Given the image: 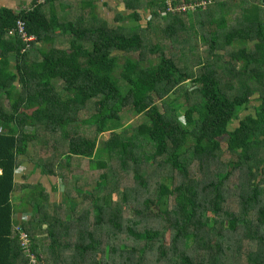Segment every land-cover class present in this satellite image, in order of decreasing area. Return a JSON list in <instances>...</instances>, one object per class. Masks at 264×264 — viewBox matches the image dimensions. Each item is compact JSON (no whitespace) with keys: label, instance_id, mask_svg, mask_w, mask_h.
Listing matches in <instances>:
<instances>
[{"label":"trees","instance_id":"obj_1","mask_svg":"<svg viewBox=\"0 0 264 264\" xmlns=\"http://www.w3.org/2000/svg\"><path fill=\"white\" fill-rule=\"evenodd\" d=\"M36 1L18 10L0 6V264H29L14 225L27 232L35 264H234L233 234L253 245L248 264H264V0H213L175 14L164 0H123L115 22L92 10L59 21L60 0ZM182 14L189 26L210 16L206 34L192 32L212 59L198 56L187 67L184 48L176 60L165 44L149 43V31L172 37L182 29ZM18 19L35 36L26 50L9 34ZM232 44L226 54L214 53ZM171 93L179 99L174 106L163 102ZM250 98L257 101L253 113ZM82 111L90 114L79 121ZM122 111L139 122L123 127ZM49 141V158L33 165L43 176L67 188L79 159L100 172L85 191L73 176L64 204L50 203L40 182L24 184L32 216L17 220V158L26 143ZM129 172L132 194L119 185ZM231 187L236 210L227 207ZM83 193L86 206L77 211L73 197Z\"/></svg>","mask_w":264,"mask_h":264},{"label":"rangeland","instance_id":"obj_2","mask_svg":"<svg viewBox=\"0 0 264 264\" xmlns=\"http://www.w3.org/2000/svg\"><path fill=\"white\" fill-rule=\"evenodd\" d=\"M24 3H25L24 0L22 1L20 0H0V6L9 7V8H12L13 10H18L19 7H21L20 5ZM125 13L127 14L128 12L125 11ZM63 15L65 16L64 12H63ZM143 15L146 18L147 12ZM180 17H183L182 19L184 20V27L182 29L177 28L176 32L174 33L172 37H168L162 31L163 29L157 28L156 24L153 23V25L155 24L154 26L155 28H157L156 29L157 31H154V32L149 31L148 34H149V37L151 36L150 37L151 41L149 42L148 40V42L151 44H153L154 42H158L159 45L162 44V46L163 44H165L163 48H165V50L167 51L166 54L169 56H172L176 60L181 58L180 51H181V48H184L182 57H185L186 61L184 64L187 67H190L192 65V62L197 61L198 56L200 57L199 60L201 61H205L207 58L212 59L213 55L211 56L208 54L209 53L208 44L202 40L201 35L199 37L198 35H195L194 32H192L193 31L192 28L195 27L197 29L196 31H199L198 32L199 34H206L205 29L208 27V24H209L208 17L210 16L208 15L206 16L205 14H203L202 17H200V21H203L202 26L192 25V23L197 24L194 21L191 22V26H189L190 24L189 16L182 14ZM114 18L115 16L109 14L107 20L109 22H115ZM145 18H143L141 22H145L146 20ZM125 21L130 22L131 20H128L126 16ZM157 22H164V21L159 18ZM212 27H214L213 24H212ZM183 38H187L186 43H183L182 41ZM233 46H236V44H232V46H225V47H222L221 45L216 46L214 53L215 52L217 54H220L222 52L225 53L228 50L233 49L234 48ZM150 56L154 58L155 54H151ZM187 86H188L187 89L192 88L191 85H187ZM174 98L176 99L174 100ZM178 100L179 99L177 98V95L174 93H171L169 94V96H167L163 100V102L167 103V105L174 106V104H176ZM163 102H159L158 104L161 105ZM256 104H257V101L254 98H250L248 111L253 113V106ZM176 113L178 117L181 120H183L182 111L178 110ZM245 113L246 111L242 112L240 115L242 116ZM89 114H90V111L88 112L82 111L81 114L80 113L78 114L77 119L81 121L82 118L87 117ZM119 118H120V121L123 127L134 126L139 122L137 117L129 116L128 113L125 111H122L119 114ZM233 125L234 123H232V126ZM78 129L82 134L89 133V128L86 125H80ZM108 132H109L108 128H105L102 134L99 135L98 142H97L98 146H101L103 144L104 140L108 137ZM49 144H51V141H49L47 144H44V145H39L35 142L34 143L29 142V144L26 143L25 148L27 149V153L17 158L18 167L15 173L16 188H15V191L11 195V201L15 206L17 207L20 206L21 211L17 212L20 214V215L17 214L19 218L21 216H25V217L32 216L30 205L28 204L27 201H24L26 199V197H24L25 196L24 194L30 191V187H23L24 184L31 185V184H36L40 182L45 187L48 193V199L50 203L53 202L56 204L57 202H60L64 204L65 202L63 198L64 191L70 189V193H73L71 191L72 187L70 188L69 186L73 181L72 179L73 176L78 177L74 181V186L81 188V190L85 191V190H90L93 187V185L95 184L97 172H100L99 170L89 171L88 166H87L88 165L87 160L79 159L73 162L72 169H71L72 175L68 179L71 182L70 184L67 185V188H66V184L63 183L61 179H58V178L48 179L46 176H43L40 173L39 168H36V166L34 167L33 165H34V162L35 163L38 162L39 159H43L44 161L45 159L49 158V155L47 156L48 152H51L54 150L52 146L49 147ZM24 174H25V177L23 178L22 175ZM131 175H132L131 172L127 174L124 173V175L121 176L119 180V185H120V190L123 188V186H126L127 188L130 189V193L132 194L133 189L135 188V184L133 182ZM51 185H55V190H52ZM230 190L231 191L229 192V196L227 198V207L231 210H236L238 206L237 190L232 187ZM116 197H117V194L113 193L112 198L115 199ZM73 198H74L73 200H75L77 204V211L81 210L82 208H85L86 203H83V202L86 199V194L83 193L81 196H77V197L74 196ZM61 208L62 209L60 211L62 212V214H64L65 210L63 207ZM73 212H75V210ZM43 229H45L44 226H43ZM42 235H43L42 243H44V247L46 248L47 246L46 244L49 242V240L47 239L48 237L45 236L46 235L45 232H43ZM228 238H230V241L228 239V242L231 246V250H234L236 248V250L232 251L230 254V258L235 261L234 264H248L246 257H247L248 252L253 250V245L249 244L247 240L240 238L238 234L229 235ZM230 262L233 263V261H230Z\"/></svg>","mask_w":264,"mask_h":264},{"label":"built area","instance_id":"obj_3","mask_svg":"<svg viewBox=\"0 0 264 264\" xmlns=\"http://www.w3.org/2000/svg\"><path fill=\"white\" fill-rule=\"evenodd\" d=\"M46 0H37V3H44ZM166 4V9L168 12L175 14V13H187L193 12L200 8L206 7L207 4H210L213 0H164ZM26 9H31L28 7ZM18 34V36L24 42L23 50H26L30 47V43L35 40V36L32 34H28L25 30V22L21 19L16 20L15 26L10 29L9 34ZM28 217L21 216L19 218L20 221L27 220ZM14 230L17 231L19 244L22 248V252L25 257H27L29 264H35L37 257L35 254L30 250V240L26 231L19 228V225H14Z\"/></svg>","mask_w":264,"mask_h":264},{"label":"crops","instance_id":"obj_4","mask_svg":"<svg viewBox=\"0 0 264 264\" xmlns=\"http://www.w3.org/2000/svg\"><path fill=\"white\" fill-rule=\"evenodd\" d=\"M22 1V0H20ZM25 3L21 4V7L29 6L31 0H24ZM83 2V4H82ZM87 0H60L59 3H55V9L58 15L59 21L76 19L77 17H81L82 14L89 13L91 10L95 13L97 17H101L102 19L107 20L109 14L115 16L117 12L122 11V3L123 0H97L95 1L94 7H89L87 4ZM65 13V16L63 15ZM25 175V174H24ZM20 215L16 213L15 218L18 219Z\"/></svg>","mask_w":264,"mask_h":264}]
</instances>
